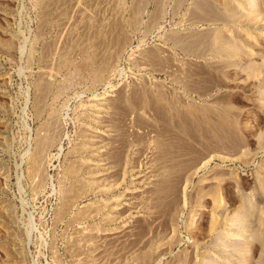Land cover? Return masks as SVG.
<instances>
[{"label":"rangeland","instance_id":"1","mask_svg":"<svg viewBox=\"0 0 264 264\" xmlns=\"http://www.w3.org/2000/svg\"><path fill=\"white\" fill-rule=\"evenodd\" d=\"M0 264H264V0H0Z\"/></svg>","mask_w":264,"mask_h":264}]
</instances>
